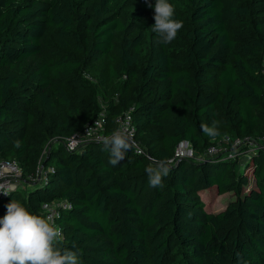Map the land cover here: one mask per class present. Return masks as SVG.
Listing matches in <instances>:
<instances>
[{"label":"trees","instance_id":"obj_1","mask_svg":"<svg viewBox=\"0 0 264 264\" xmlns=\"http://www.w3.org/2000/svg\"><path fill=\"white\" fill-rule=\"evenodd\" d=\"M150 3L0 0V160L27 180L52 139L103 111L111 135L131 108L148 152L112 166L102 143L55 145L48 182L0 198V218L12 200L42 216L44 203L66 201L58 247L79 264H264V150L243 166L182 159L156 188L145 171L182 141L205 152L226 135H264V0H169L183 27L167 44ZM213 121L209 137L201 126Z\"/></svg>","mask_w":264,"mask_h":264},{"label":"clouds","instance_id":"obj_2","mask_svg":"<svg viewBox=\"0 0 264 264\" xmlns=\"http://www.w3.org/2000/svg\"><path fill=\"white\" fill-rule=\"evenodd\" d=\"M148 7H153L150 0H144ZM155 32L164 44L170 43L183 27L175 19L174 6L169 0H155ZM218 121L212 126L202 125V132L215 137L219 134ZM104 150L109 152V163L119 165L126 159V153L135 148V141L127 128H117L109 136L101 138ZM75 142L69 144L72 148ZM170 162L153 160L145 169L151 188L159 187L164 177L170 172ZM4 195L8 191L0 189ZM62 231L55 226L50 216L32 214L17 200L7 205L6 214L0 218V264H79L77 251L62 250L58 244L62 241Z\"/></svg>","mask_w":264,"mask_h":264},{"label":"built area","instance_id":"obj_3","mask_svg":"<svg viewBox=\"0 0 264 264\" xmlns=\"http://www.w3.org/2000/svg\"><path fill=\"white\" fill-rule=\"evenodd\" d=\"M261 72L264 75V60L261 68ZM88 79H92V76L85 74ZM133 108L125 112L117 119V128H127L132 135V139L135 141V151L139 154H146L147 149L136 139L137 127L134 123L132 116ZM105 125V113L104 111L91 123L85 125L81 131L75 132L69 136H59L52 139L45 148L42 157L40 158L37 172L33 176H28L27 180L24 179L23 171L17 161L13 160H0V189L8 191V194L18 188H25L29 183H47L50 172H54V167L44 170V160L46 159L50 149L62 144L69 151L79 152L89 142H98L104 136H109L104 132ZM75 142V146L70 148L69 144ZM264 150V135L259 137L247 136L244 138H234L226 135L218 143L211 144L205 152H197L193 146L187 142H180L174 154L168 158L169 166H173L182 159H195L202 161L205 157L221 156L224 155L229 159H239V164L243 166L247 159L254 153ZM152 162L155 158L148 156ZM157 160V159H155ZM4 195L0 192V198H4ZM70 205L62 201H52L43 204V211L45 217L50 216L55 226H59L57 218L61 215V209L69 208ZM62 231V229H61ZM63 236V232H62Z\"/></svg>","mask_w":264,"mask_h":264},{"label":"rangeland","instance_id":"obj_4","mask_svg":"<svg viewBox=\"0 0 264 264\" xmlns=\"http://www.w3.org/2000/svg\"><path fill=\"white\" fill-rule=\"evenodd\" d=\"M23 189H25V188H23ZM228 198H229V195L228 196L227 195L226 196H220V197H217V198H216V196H214V200H213L214 201L213 210L216 211L218 209H221L224 206L225 202L228 200Z\"/></svg>","mask_w":264,"mask_h":264}]
</instances>
